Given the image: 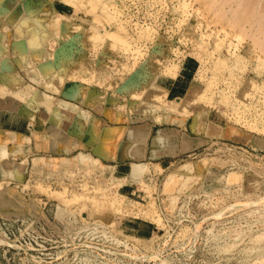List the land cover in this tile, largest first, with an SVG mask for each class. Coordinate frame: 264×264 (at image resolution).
Listing matches in <instances>:
<instances>
[{
  "label": "rangeland",
  "instance_id": "obj_1",
  "mask_svg": "<svg viewBox=\"0 0 264 264\" xmlns=\"http://www.w3.org/2000/svg\"><path fill=\"white\" fill-rule=\"evenodd\" d=\"M14 1L18 10L32 3L53 22L60 18L50 10L57 1L62 12L77 8L87 21L67 20L66 51L45 43L44 61L55 67L33 81L15 62L16 26L2 16L1 58L6 74L21 83L0 95V131L24 141H8L21 155L7 149L0 158V175L20 166L19 178L0 185V264H264V53L250 37L262 38L264 25L255 24L261 6L249 15L251 5L227 0H215V7L213 0ZM230 10L246 18L230 25ZM92 26L101 31L90 41ZM109 32L115 42L105 38ZM44 82L58 90H46ZM36 90L69 104L67 128L54 133L43 108L27 115ZM9 101L26 115L3 109ZM197 117L199 126L189 127ZM95 119L100 130L140 126L161 135L182 127L199 144L161 164L133 161L150 163L134 182L111 178L130 162L108 163L87 152L97 170L86 173L67 161L59 168L58 158L90 150L82 134ZM74 122L84 126L73 130ZM42 136L51 137L53 149L36 148ZM35 157L43 158L40 165Z\"/></svg>",
  "mask_w": 264,
  "mask_h": 264
},
{
  "label": "bare ground",
  "instance_id": "obj_2",
  "mask_svg": "<svg viewBox=\"0 0 264 264\" xmlns=\"http://www.w3.org/2000/svg\"><path fill=\"white\" fill-rule=\"evenodd\" d=\"M213 1L215 3H212ZM213 1L209 0V2L207 4L210 5L209 3L211 2L212 5L214 6L215 4L218 3V2L216 3V1H219V0H216V1L213 0ZM223 1L225 2L226 0H222V2ZM252 1H254L255 3H252ZM260 1L262 2L263 0H256V1L255 0H227L226 2H228L229 5L237 4L238 7H245V5H247V8L251 7L250 8L251 10L249 9L250 11L248 12L249 15H251L252 13L254 14L256 12V10H257L256 7H259V5L261 6V10H262L261 13H263V10H264L263 5L264 4H260ZM220 2L221 1H219V3ZM14 3H15L14 0H0V95H4L5 87L14 88V86L16 84L21 83V80L16 79L12 73L8 72L6 74V71L9 69L8 68L9 66L6 64L5 60L3 58H1L4 53L7 54L5 47L2 45L3 42L6 40V37H7V34L4 33L5 31L3 32V28L5 27V23L3 22L4 17L6 18V20L13 22L14 25L16 26L15 27L16 29H14L15 38H14L13 43H12V48L14 50V53L16 54L15 55V57H16L15 62L19 63V65H21V66L24 65L23 68H25V70H26L25 74L33 81H38V79L40 77V73H42V75H46L49 73V71H51L55 67L54 62H48L49 60L44 61V58L46 56V50L44 47L45 43H47L48 47H52V45L56 43L58 47L60 46V51H62V52L66 51L65 45L67 43L64 42V44H63V43H61V41L65 40V35L63 33V27L66 23H68L67 20H69L70 18L76 17V19L79 22H81L82 24L83 23L85 24L87 21V19H85L84 16H77L78 15L77 8L73 7L74 8L73 12H70V13H66V11L62 12L61 11L62 6L57 1L53 2L52 8L50 9L51 11L56 13L58 15V17H60L56 20V22L51 21L47 17L46 14H43L42 12L37 11L32 3H27L23 6L21 5L22 7L19 10L16 7H14ZM22 4H24V3H22ZM64 4L71 5L72 2L66 0ZM248 4L251 6L248 7ZM222 5L219 4L220 7ZM225 6H226V4H225ZM104 7L105 6H102L101 8L104 9ZM209 8H210V6H209ZM261 13L259 15L258 20L255 21L256 22L255 24L257 26L259 25V23H260V25H264V20H262ZM246 14H247V12H246ZM223 15H224V13H223ZM231 15H232V17H230V18H228L226 16V21L229 20L230 25H234L235 23L239 24L241 22V20H243V18L245 17L244 16V17L236 19V17H235L236 11H231ZM2 16H3V19H2ZM218 19H220V14H219ZM257 22H258V24H257ZM247 23H249V22L247 21ZM54 24H56V26ZM245 25H246V23H245ZM241 26L242 27L244 26V21H242ZM257 26H256V29L258 28ZM83 27L84 26L78 25V26L74 27V29L82 32V31H85ZM251 28H252V23H251ZM253 29L255 30V28H253ZM99 31H101V28H98L97 26H92V33H90V35L88 37L89 40L91 41V40L95 39L97 37V34L99 33ZM263 31H264V28L261 27V29L260 28L258 29L259 33L255 32V31L252 32V34L253 33L259 34L257 36L261 35L263 39L259 38V37L257 38L256 36H254L255 38H257L254 40V37H252L254 34L253 35L251 34L252 36H250V37L253 39V41L256 42V44H258L257 46L260 47L261 52L264 53V32ZM243 35H244V33H243ZM114 37H115V34H113L112 32L107 33L105 36V38L106 39L108 38L109 41L115 42L113 40ZM120 43H122V41ZM118 45L119 44L117 43V47H114V48L119 49L120 45L119 46ZM4 56H6V55H4ZM56 57H57V55L55 56V59H56ZM58 57H60V56H58ZM53 58H54V56H53ZM34 62H36L37 64L35 66H31V64ZM55 62H56V60H55ZM68 65H69V63H68ZM67 80L68 79H66V81ZM42 85H44V88L48 91H53V90L55 91V88L58 90V87L55 85L54 82H44ZM25 90H28V89H25ZM22 93L21 92H14L12 94V97L18 96V97L22 98L23 97ZM61 93H64V92L62 91ZM71 93H73V91ZM64 94H66V93H64ZM9 98L11 100H14V98H11V97H9ZM6 100H8V99H6ZM10 101L9 102H3L2 108L6 109V110H10V111L16 110V111H18V113H20L22 115L26 113L25 110H23V109H17V104H14V102H10ZM29 105H30V107H29L30 112H27L28 116L29 115L32 116L33 111L36 108L37 109L43 108L45 110V112H47L50 115V117L49 118L47 117L46 120H48L51 123L50 128H52L54 130V133L56 130L59 131V129H62L64 127L67 128L68 121L74 112V111L72 112L71 110H69L70 106H69V104H66V102L62 101L59 98L58 99H55V98L52 99L50 96L49 97L46 96V94L41 93L39 90H36L35 92L32 93V102H30ZM47 113H45V114H47ZM1 116H2V114L0 113V122H2ZM74 116H75V114H74ZM110 118H112V117L110 116ZM88 122H89V120H88ZM199 123H200L199 117H197L196 119L193 118L192 120L189 121V127L196 128L199 126L198 125ZM73 124L71 126V128L74 127L73 130H75V129L79 130L84 126L83 124L80 125L79 123L76 124L75 122ZM99 127H98V120L95 119V120H93V122H91L87 126V130L85 131V133H83V134L81 133L82 136L84 137L83 138L84 139L83 145L92 146L93 151L97 154V157H99V159L103 158L106 160H123V159H126L127 157L132 158V159L141 158L143 156V153H144L143 152V145L147 142V140H149V144L151 146V150H150L151 151V154H150L151 157H156L162 153H168V154L175 153V151H174L175 150V144L173 143V140L170 138V136L168 134H165V132L161 135L158 134L159 132L156 134H151L149 130H147L143 127H140V126L131 127L129 129H127V127H123V128L106 127L105 129H102V130H100ZM71 128L68 127V129H67L68 134L70 136L74 135V134H72L73 132H72ZM46 131H47V129H46ZM229 133H230V131L226 130L224 134H226L228 136ZM18 137H19L18 135H15V134L8 135L6 133L3 134L0 131V158H1V156L6 154L7 149L11 153H13L14 155H17V156L21 155V149H18L17 146H15V145L20 144V142H22V140H23V137L22 136L20 138H18ZM44 137L45 136H42L41 139L36 141V148L45 149V150L53 149L55 142L51 139V137H49V140L48 139L45 140ZM69 140H71V139H69ZM187 140H186V138H183V146L181 148V150H183V151H185L189 148ZM8 141H11L12 144L14 143L15 145L10 147L8 145ZM77 145H78V143H77ZM66 150H67V148L65 146H63V144H62L60 151L63 152ZM160 150L162 153H160ZM89 157H91V156H89V154H87L84 151H80L72 159H66L64 157L58 158V159H60L59 160V165H60L59 168L63 169L65 166L63 165L62 162L67 161L66 164H68V166L76 167L78 170H80V169L85 170L86 173H87V171L97 170L98 167L96 166L97 165L95 163L96 161L93 158H89ZM42 160H43V158H36L35 157L34 163L36 165H38V164L40 165ZM55 161H56L55 159H50V162H52V163ZM43 163L48 165V167L50 166L49 162H47L45 160ZM126 165L129 167L128 170L124 169ZM148 165H150V163L148 164L147 162H139V163L130 162L128 164L118 166L117 170L114 171L111 178L113 180H116L117 182H119V181H122V179L124 177H127V178H129L128 182H134L138 178H141V176L145 172H147V170L149 168ZM19 167L20 166L17 163L14 167L15 173L8 174V176L4 175V174H3L4 176L0 175V178L3 176V179L0 180V185L2 184V182L4 180L10 179V177L19 178V174H18ZM157 167L160 168V166H158V165H157ZM79 172H81V171H79ZM5 184H7V182ZM59 196H57V199Z\"/></svg>",
  "mask_w": 264,
  "mask_h": 264
},
{
  "label": "crops",
  "instance_id": "obj_3",
  "mask_svg": "<svg viewBox=\"0 0 264 264\" xmlns=\"http://www.w3.org/2000/svg\"><path fill=\"white\" fill-rule=\"evenodd\" d=\"M131 128V127H130ZM129 129V128H127ZM167 132H171V134L169 135L172 139H173V143L175 144V153L173 154H168V153H162L161 150L160 152L162 154L156 156V157H151V146L149 144V140H147V142L143 145V156L139 159H132V158H126L123 160H106V159H100L101 161H105L108 163H126V162H133V161H147V162H151V163H159L161 164V161L165 158H170V157H175L177 155L183 154L185 152L190 151L191 149H193L195 146H197L199 144V141L197 139L192 138L189 134H187L184 131V128H164ZM157 129L155 128H151L150 127V133H154ZM190 131V130H188ZM191 132V131H190ZM168 133V134H169ZM184 136L188 137V145L189 148L185 151L181 150L182 146H183V138ZM86 147H84L85 149ZM90 148V150H85V152L89 153L91 156L93 157H97V154L93 151L92 146L88 147ZM146 148V149H145ZM92 149V150H91ZM146 150V151H145Z\"/></svg>",
  "mask_w": 264,
  "mask_h": 264
}]
</instances>
